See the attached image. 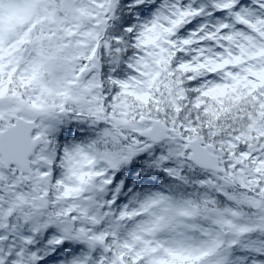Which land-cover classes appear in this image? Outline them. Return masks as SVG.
Masks as SVG:
<instances>
[{"label":"snow or ice","instance_id":"snow-or-ice-1","mask_svg":"<svg viewBox=\"0 0 264 264\" xmlns=\"http://www.w3.org/2000/svg\"><path fill=\"white\" fill-rule=\"evenodd\" d=\"M0 264H264V0H0Z\"/></svg>","mask_w":264,"mask_h":264},{"label":"trees","instance_id":"trees-1","mask_svg":"<svg viewBox=\"0 0 264 264\" xmlns=\"http://www.w3.org/2000/svg\"><path fill=\"white\" fill-rule=\"evenodd\" d=\"M72 137H68V140H71ZM65 143L68 142V141H64ZM168 183H170L169 181L167 180H158V181H155L154 182V185L155 187L158 189V190H165L164 187H161L162 184L164 185H167ZM137 189H134V191H136ZM189 191H191V189H189ZM124 202H127V197L123 198Z\"/></svg>","mask_w":264,"mask_h":264}]
</instances>
